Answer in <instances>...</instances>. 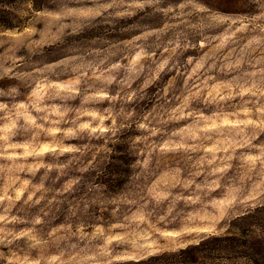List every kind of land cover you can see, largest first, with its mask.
Masks as SVG:
<instances>
[{"label": "rangeland", "instance_id": "rangeland-1", "mask_svg": "<svg viewBox=\"0 0 264 264\" xmlns=\"http://www.w3.org/2000/svg\"><path fill=\"white\" fill-rule=\"evenodd\" d=\"M0 105V264H264V0H0Z\"/></svg>", "mask_w": 264, "mask_h": 264}, {"label": "clouds", "instance_id": "clouds-1", "mask_svg": "<svg viewBox=\"0 0 264 264\" xmlns=\"http://www.w3.org/2000/svg\"><path fill=\"white\" fill-rule=\"evenodd\" d=\"M193 2V0H188V3H192ZM180 7L183 9L184 8V5H180ZM195 8H196V10L198 11V12H205L206 11V9L202 6V5H199V4H197V5H195ZM166 63V62H165ZM163 67H164V64H161L160 65V68H161V70L163 69ZM109 83H111V80L109 81ZM103 95H106V94H102V96ZM0 107H3L2 105H0ZM21 107H23V106H21ZM93 115H95V114H93ZM31 119V118H30ZM32 123H35V120L34 119H32ZM90 126L89 125H87V124H81L80 126H79V130H84V129H87V128H89ZM91 131H93V132H95L96 131V129H91ZM71 135H74V133H70ZM30 154V153H29ZM17 198H19V196L17 197ZM21 235H26V233H21ZM4 242V240H3V238H0V243H3Z\"/></svg>", "mask_w": 264, "mask_h": 264}]
</instances>
